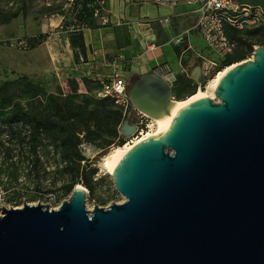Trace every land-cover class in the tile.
Returning a JSON list of instances; mask_svg holds the SVG:
<instances>
[{
  "label": "water",
  "instance_id": "water-1",
  "mask_svg": "<svg viewBox=\"0 0 264 264\" xmlns=\"http://www.w3.org/2000/svg\"><path fill=\"white\" fill-rule=\"evenodd\" d=\"M236 1L264 11V0ZM200 75L199 62L188 69ZM172 94L158 73L129 88L140 111ZM215 97L187 104L121 158L110 175L123 202L89 211L76 188L55 209L3 208L0 264H264V46L232 64Z\"/></svg>",
  "mask_w": 264,
  "mask_h": 264
},
{
  "label": "rangeland",
  "instance_id": "rangeland-1",
  "mask_svg": "<svg viewBox=\"0 0 264 264\" xmlns=\"http://www.w3.org/2000/svg\"><path fill=\"white\" fill-rule=\"evenodd\" d=\"M65 1L0 0V21L12 13L17 11L19 13L18 17L0 24V81H12L21 76H27L46 93H61L63 96L72 95V85L77 82L78 93H89L101 98L99 95L100 83L95 80L96 72L92 71L90 76H77L72 71L71 60L68 58L69 52L65 49V45L67 46L68 43L67 36L70 38V34L55 28L59 21L53 19L51 15L54 12H60ZM131 5L136 16L139 17L142 14L151 13L160 16V14H164L162 12L164 8H172L159 7L150 2L145 3L143 6L138 3H131ZM181 7L192 11L189 6L181 5ZM190 16L191 19L188 24L193 27L196 23V14H190ZM136 18L138 19V17ZM137 19H133L132 22L138 21ZM159 20L155 19L154 21L157 25L162 26ZM154 21L152 20L151 24ZM177 25L179 24L172 23L173 31L177 30ZM127 26L132 25L128 24ZM263 27L264 20L253 25H244V28L241 29L242 32L234 38L237 43L231 56L235 57L234 63L251 59L256 47L264 46ZM164 31H167L166 28ZM31 37L43 39L36 46L21 48L19 42L24 38L30 39ZM137 37L141 43L143 37L141 35H137ZM186 38H189L196 53L201 52L208 57L214 56L203 36L197 30H191ZM169 41L166 55L170 54L171 60L175 64L173 68L177 71V60L181 56L180 48L183 50L186 44H175L174 40H165L163 43L166 44ZM130 43L131 41L126 39V44ZM156 43L157 45L161 44V42ZM186 55L194 57L192 52H188ZM118 64L123 69L128 84L143 75L133 67L129 59L119 60ZM182 65L184 67L188 66L189 61L187 62L184 58ZM102 72L110 75L112 73L111 67L103 68ZM167 73H173L174 81L176 80V73L171 71ZM181 75H186V73ZM194 84L196 85L195 94H197L200 89L196 81H194ZM208 87L209 84H206L202 87V90L209 92ZM188 97L190 96H183L181 100ZM172 99L174 98L172 97ZM214 100L219 101L216 97H214ZM23 103L26 110L41 109L39 105L30 106L27 105L26 101ZM140 120L137 114H134L129 122L131 125L137 126V122ZM151 125H153L152 119L145 116L142 125L144 131H151ZM17 126L22 127V124L19 123ZM142 126L138 125V130L130 137L121 134L124 138L123 145L126 144L128 138L134 139V136H137L142 130ZM83 136L84 134L80 135V137ZM46 137V133H43L38 138V142L32 143L27 130L24 129L21 134L12 136L7 125L0 122V215L3 208H18L23 207L25 204L38 205L39 203V205H47L49 209L58 208L64 201L70 199L79 184L87 189L86 207L89 211H93L95 206L108 207L112 203H121L125 200V197L117 191L108 169L103 164L104 156L113 147L119 145L102 149L97 144L89 143L92 151L82 153L81 167L83 170L97 169V174L89 179L92 187L89 190L81 178H78L76 168L62 161L61 150H57Z\"/></svg>",
  "mask_w": 264,
  "mask_h": 264
},
{
  "label": "trees",
  "instance_id": "trees-1",
  "mask_svg": "<svg viewBox=\"0 0 264 264\" xmlns=\"http://www.w3.org/2000/svg\"><path fill=\"white\" fill-rule=\"evenodd\" d=\"M18 15V11L12 13L1 20L0 24L7 23ZM262 29L264 30V27ZM241 32L234 27H228V35L234 41ZM42 39L31 37L30 46L38 45ZM69 40L78 61L79 54L86 55L84 34H70ZM231 56L224 61L225 67L235 62V57ZM181 74L184 73H178L173 83L172 97L177 100L196 93L194 80L187 74ZM133 82L128 84L129 88ZM24 101L30 106L39 105L41 109L26 110ZM0 122L7 125L12 136L27 130L32 143L38 142L40 135L46 133V138L57 150H61L62 161L76 168L78 178H81L89 190L92 189L89 179L97 174V169L83 170L80 144L87 142L106 149L124 143L120 133L124 122L123 112L109 98L78 93L77 82L72 85V95L63 96L61 93H46L27 76L12 81H0ZM19 123L22 127L17 126ZM81 134L84 136L80 137Z\"/></svg>",
  "mask_w": 264,
  "mask_h": 264
},
{
  "label": "built area",
  "instance_id": "built-area-1",
  "mask_svg": "<svg viewBox=\"0 0 264 264\" xmlns=\"http://www.w3.org/2000/svg\"><path fill=\"white\" fill-rule=\"evenodd\" d=\"M110 0H66L60 12L52 13L53 19H58L59 23L55 28L67 34L82 33L92 31L95 27L106 28L111 24V13L108 8ZM126 3L150 2L159 7L176 8L181 5L191 7L196 14L197 21L195 30L203 36L208 48L214 56L207 55L194 50L193 56L201 64V75L198 88L209 84L216 75L225 68L224 61L232 55L236 49V42L228 35V27L243 29L244 25H253L264 20V11L258 6L240 4L236 0H124ZM160 24L166 25L170 22L169 17L159 20ZM21 48H28L30 42L24 38L19 42ZM96 55L97 53L94 52ZM220 59V60H219ZM101 87L99 95L101 98H109L123 112L124 121L130 120L134 114L141 119L138 125H143L145 115L134 107L129 97V86L123 69L117 65L113 66L112 73L107 76L97 75L95 77ZM136 126V131L138 130ZM138 135H143L144 127ZM134 139L128 138L127 143H133ZM82 153H90L91 146L87 142H82L79 146Z\"/></svg>",
  "mask_w": 264,
  "mask_h": 264
},
{
  "label": "crops",
  "instance_id": "crops-1",
  "mask_svg": "<svg viewBox=\"0 0 264 264\" xmlns=\"http://www.w3.org/2000/svg\"><path fill=\"white\" fill-rule=\"evenodd\" d=\"M145 3H140V6ZM108 8L111 13V24L106 28L97 27L84 34L86 55L79 54L78 61L75 59L74 50L67 36L68 43L67 46L65 45V49L69 52L68 58L71 60L72 71L77 76H90L92 71L96 72L95 77L97 75L107 76L102 72L103 68L111 67L112 72L114 65L119 66V60L129 59L133 67L141 74L158 73L172 85L175 77L173 73H167L168 71L188 75V69L197 65L198 61L195 57L186 55L188 52H192L189 48H193L189 38H186L191 30H195L196 23L193 27L188 24L191 19L190 14L195 15L192 11L179 6L170 9L164 8L162 10L164 14H160V16L151 13L142 14L139 17L133 11L131 3H126L124 0H110ZM158 10L160 11L159 8ZM163 17H169L170 22L162 26L157 25L154 20ZM133 19L138 21L132 22ZM152 20L153 24H151ZM172 23L179 24L177 30L173 31ZM128 24L132 26L128 27ZM165 28L167 31H164ZM137 35L143 37L141 43ZM126 39H129L131 43L126 44ZM165 40H174L175 44H186L183 50L180 48L181 56L177 60V71L173 68L175 64H173L170 54L166 55V48L170 41L164 44ZM156 42H161V44L157 45ZM193 49L195 50V48ZM94 52L97 54L95 55ZM184 58L187 62L189 61V65L186 67L182 65Z\"/></svg>",
  "mask_w": 264,
  "mask_h": 264
},
{
  "label": "bare ground",
  "instance_id": "bare-ground-1",
  "mask_svg": "<svg viewBox=\"0 0 264 264\" xmlns=\"http://www.w3.org/2000/svg\"><path fill=\"white\" fill-rule=\"evenodd\" d=\"M232 65L225 67L222 69L214 79L209 82V92H204L202 89L193 96L188 97L184 100L177 99H167L161 105L155 106L152 109H147L141 111L146 117H149L153 121V125H151L152 130L143 133L138 139H136L133 143H127L120 146L113 147L103 159L104 166L108 169L109 173H111L121 158L136 144L149 139L161 131L168 125L171 118L179 111L181 108L185 107L187 104L191 103L195 99L200 96L207 95L214 99L216 87L222 77L227 73L229 69H231ZM77 188H84L81 184L77 185Z\"/></svg>",
  "mask_w": 264,
  "mask_h": 264
}]
</instances>
